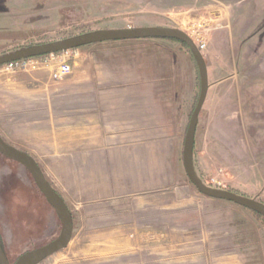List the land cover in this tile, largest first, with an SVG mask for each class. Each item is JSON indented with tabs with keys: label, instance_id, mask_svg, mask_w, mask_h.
Returning a JSON list of instances; mask_svg holds the SVG:
<instances>
[{
	"label": "rangeland",
	"instance_id": "374dc122",
	"mask_svg": "<svg viewBox=\"0 0 264 264\" xmlns=\"http://www.w3.org/2000/svg\"><path fill=\"white\" fill-rule=\"evenodd\" d=\"M149 27L179 29L192 40L207 42L202 54L210 91L195 139L198 178L208 187L264 203V0H0V56L102 30ZM174 44L188 54L178 90L187 100L170 102V131L162 137L171 142V149L156 175L163 179L117 182L121 196L109 200L67 195L72 238L97 236L100 226L130 220L148 221L157 233L178 237L184 235L179 223L186 221L187 236L220 240L217 257L207 255L213 263L228 264L227 259L234 258L235 264H264V221L244 208L200 194L185 173L184 140L201 83L189 49ZM55 61L45 70L0 75V135L17 149L44 143L35 139L42 133L26 128H42L47 102L36 78L49 77L58 67ZM155 82L156 92H162V78ZM175 105L184 106L183 111L175 113ZM28 116L30 124L24 121ZM7 180H12L11 189ZM32 180L23 167L0 156V239L11 264L52 242L61 231L55 211ZM88 223L92 227L84 228ZM80 247L91 248L87 264H102L98 253L105 246ZM169 247L178 259L180 246Z\"/></svg>",
	"mask_w": 264,
	"mask_h": 264
},
{
	"label": "crops",
	"instance_id": "0c3cea01",
	"mask_svg": "<svg viewBox=\"0 0 264 264\" xmlns=\"http://www.w3.org/2000/svg\"><path fill=\"white\" fill-rule=\"evenodd\" d=\"M148 41L108 42L61 53L54 64L68 62L74 72L60 81L51 75L36 78L47 104L42 128L26 131L42 133L35 139L44 143L19 150L49 169L42 167L63 199L72 195L109 200L121 196L117 182L163 179L156 175L166 164L171 142L162 133L170 131V102L187 100L178 90L188 54L176 41ZM157 77L164 82L162 92L155 90ZM184 106L175 105L174 112ZM29 116L24 121L30 124ZM11 182H6L9 189ZM179 225L184 235L169 237L148 221H115L113 227L100 226L97 236L76 235L44 264H87L91 248L84 250L82 244L105 246L98 253L102 264H217L207 255L217 257L220 240L187 236V222ZM171 245L180 246L178 259L172 257ZM232 259L228 264H235Z\"/></svg>",
	"mask_w": 264,
	"mask_h": 264
},
{
	"label": "water",
	"instance_id": "95a60500",
	"mask_svg": "<svg viewBox=\"0 0 264 264\" xmlns=\"http://www.w3.org/2000/svg\"><path fill=\"white\" fill-rule=\"evenodd\" d=\"M140 39H159L178 41L188 47L199 71L201 90L197 105L191 115L187 128L184 147L183 165L190 183L198 192L208 198L235 204L241 208L253 211L264 216V203L255 199L240 196L236 193L214 189L206 186L197 176L194 165V148L199 116L203 110L210 89L208 68L202 52L199 51L195 42L186 33L179 29L149 27L128 28L118 30H102L89 33L75 38H70L49 44L36 45L20 51L0 56V66L6 64L38 58L56 53H67L80 48L108 42L132 41ZM0 155L23 167L32 177L37 188L53 208L61 224L59 236L47 245L27 252L19 257L15 264H42L44 261L66 249L73 237L74 219L63 198L54 190L46 179L39 164L26 152L20 151L8 144L0 135ZM0 264H11L7 254L0 244Z\"/></svg>",
	"mask_w": 264,
	"mask_h": 264
},
{
	"label": "built area",
	"instance_id": "2783aa9c",
	"mask_svg": "<svg viewBox=\"0 0 264 264\" xmlns=\"http://www.w3.org/2000/svg\"><path fill=\"white\" fill-rule=\"evenodd\" d=\"M200 52L206 50L207 42L205 40H193ZM68 53V52H67ZM58 54H51L49 57H38L28 60L16 61L4 66H0V75H14L20 72L31 73L48 69L50 62L57 58ZM73 73V66L68 62H61L55 70L51 72V78L54 81H60Z\"/></svg>",
	"mask_w": 264,
	"mask_h": 264
},
{
	"label": "trees",
	"instance_id": "16d2710c",
	"mask_svg": "<svg viewBox=\"0 0 264 264\" xmlns=\"http://www.w3.org/2000/svg\"><path fill=\"white\" fill-rule=\"evenodd\" d=\"M178 42V41H177ZM180 43V42H179ZM182 44V43H181ZM182 45H184V44H182ZM185 46V45H184ZM185 47H187V46H185ZM85 48V47H84ZM188 48V47H187ZM78 50V49H77ZM190 52V51H189ZM56 54H61V53H56ZM191 54V53H190ZM47 56H49V55H46V56H42V57H47ZM195 150V149H194ZM21 151V150H20ZM1 156V155H0ZM47 180L49 181V183L52 185V187L54 188V190L62 197V195L60 194V192L57 190V188L53 185V183L48 179V177H47ZM32 183H33V185H34V187H35V189L40 193V191H39V189L37 188V186H36V184L34 183V181L32 180ZM195 187V186H194ZM63 198V197H62ZM64 200V199H63ZM66 203V202H65ZM67 204V203H66ZM235 205V204H234ZM245 209V208H244ZM245 210H247V209H245ZM247 211H249V212H251L252 214H254L255 216H257L258 218H260V219H262L263 221H264V216H262V215H259V214H257V213H255V212H253V211H250V210H247ZM57 237H54L51 241H54L55 239H56ZM0 244H1V246L3 247V243H2V241H1V239H0ZM3 249H4V251H5V248L3 247ZM5 253H6V251H5ZM25 253H27V252H25ZM24 253V254H25ZM23 255V254H22ZM21 255V256H22ZM19 259V258H18Z\"/></svg>",
	"mask_w": 264,
	"mask_h": 264
},
{
	"label": "flooded vegetation",
	"instance_id": "af4514ba",
	"mask_svg": "<svg viewBox=\"0 0 264 264\" xmlns=\"http://www.w3.org/2000/svg\"><path fill=\"white\" fill-rule=\"evenodd\" d=\"M10 161V160H9Z\"/></svg>",
	"mask_w": 264,
	"mask_h": 264
}]
</instances>
